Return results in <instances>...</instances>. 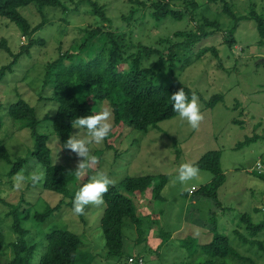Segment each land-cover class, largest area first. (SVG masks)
<instances>
[{
	"label": "rangeland",
	"instance_id": "obj_1",
	"mask_svg": "<svg viewBox=\"0 0 264 264\" xmlns=\"http://www.w3.org/2000/svg\"><path fill=\"white\" fill-rule=\"evenodd\" d=\"M62 2L60 6H46L42 10L34 4L21 8V12L33 25H38L43 17L48 20L35 37L44 39L45 43L31 47L30 54L24 53L13 63V55L0 47V66L13 63V71L8 72L0 82V102L3 104L0 108L3 121L0 139L13 158L29 157L22 170L11 176L9 172L12 165L0 159V234H4L8 244L0 256V264L11 263V243L18 237L12 228V211L17 212V217H24L30 211L31 217L22 219V224L29 230L27 239L38 243L30 264H40L46 251L45 238L48 233L63 228L81 236L82 264L119 263L118 259L107 257V249L104 247L101 218L105 211V201L101 205H88L84 214L77 215L67 203L70 197L44 189L42 180L35 184L25 180L19 188L14 187L15 176L22 174L29 177L33 173H43L44 167L31 155L35 145L31 129L14 120L8 113V107L18 99L25 98L38 107L41 116L49 108H53L52 103L40 98L47 65L68 49L76 47L82 41L85 27L97 25L99 17L94 12L93 2L104 7L112 21L110 26L126 35L129 51H138L140 44L163 49L161 38H174L177 31L198 29L196 27L199 20L196 18L200 17L199 13L218 19L223 29L204 38L194 47V51L198 52L206 45L215 46L219 50V58L210 51L201 59L192 61L185 70L177 62L172 68L173 75L167 64L156 68L157 72L163 75L168 72L170 76L166 74L167 77L179 79L199 93L198 102L204 117L199 128L193 130L177 116L160 122V129L152 128L144 133L129 126L116 127L111 114L112 131L109 140L114 148L109 147L106 140L99 145H91L96 161L89 163L85 175L79 177L76 184L82 186L99 171L111 177L114 181L112 185L118 184L128 175H168L167 184L162 191L164 200L151 198L159 178L144 193L146 196L139 199V213L149 215L144 218L145 222H155L153 228L147 230L148 234L147 231L144 233L143 238L147 242H136L138 231L136 232L129 219L125 220V253L142 256L144 264H180V261L189 260L197 263L206 259L205 255L198 252L203 248L202 244L213 239L214 232L210 231L207 224H203L204 221L217 222L218 232L227 234L240 253L256 264H264V251L260 250L259 245L245 243L235 233V230H239L247 238L264 242V230L252 237L246 224L241 221L244 213H249L255 223L264 220V178L253 171L256 162L264 160V39L255 20L243 19L237 23L233 32L237 43L231 47L225 42V34L234 26V20L224 13L221 4H206V0H197L200 8L194 18L188 14L183 19L168 18L159 24L150 17L148 7L135 3V0ZM232 2L233 10L238 16L248 15L254 10L264 11V0ZM173 3L175 8L185 10V0H173ZM134 7L138 10L132 13ZM104 24L107 25L108 22ZM4 38L14 53L21 52L22 46L30 43L29 37H25L14 22L0 16V41ZM215 94H223L224 99L215 107H207L206 102ZM101 107L110 111L105 103L98 107V113ZM78 131L76 129L74 134ZM39 132L49 136L55 163L77 168L81 158L67 155L63 151L60 137L56 135L50 121L41 123ZM252 136H255V140L244 143L247 137ZM241 143L244 144L239 146ZM212 150L222 152L221 163L226 173V181L219 190L222 208L213 200L202 199L197 203L192 200V193L196 189L213 180L211 171L199 169V175L187 184L176 180L181 164H194ZM193 186L196 187L195 190L192 189ZM74 193L75 190L73 196ZM187 193L191 194L187 196ZM62 199L65 201L60 209L45 221L34 219L36 212L55 206ZM167 232L172 234V238L161 248V253L159 251L160 257L156 256L152 249L164 242L161 237Z\"/></svg>",
	"mask_w": 264,
	"mask_h": 264
},
{
	"label": "trees",
	"instance_id": "obj_2",
	"mask_svg": "<svg viewBox=\"0 0 264 264\" xmlns=\"http://www.w3.org/2000/svg\"><path fill=\"white\" fill-rule=\"evenodd\" d=\"M148 1H150L149 6ZM148 1L135 0V3L148 7L150 17L156 24L168 18L183 19L188 14L194 18L198 15L200 8L197 0H185V10L175 8L173 0ZM206 2V4H221L224 13L234 20L235 24L232 26L231 32L228 31L225 34V42L231 47L237 43L233 32L237 23L243 19L255 20L260 35L264 39V11L254 10L248 15L238 16L233 10L232 0H206ZM62 3V0H0V16L14 22L22 34L30 39V43L22 46V51L17 53L11 49L6 38L0 41V47L15 58L13 63L24 53L30 54L31 47L45 43L44 39L35 37L48 20L43 17L38 25H33L29 18L21 12V8L34 4L42 10L46 6H60ZM93 5L94 12L99 17L97 25L85 27L82 41L47 65L44 88L40 93V98L52 103L53 108H49L44 116H41L38 107L25 98L18 99L8 107L9 115L23 127L32 131L35 145L31 155L44 167L42 187L61 193L67 198L70 197V201L67 203L72 208L73 192L79 188L76 184L79 181L78 177L71 173L76 169L54 162L49 146V136L39 132L40 124L50 121L56 135L60 137L62 145L70 135L74 134L76 128L73 126H75L77 118L97 114L98 107L106 103L113 115L114 124L118 128L129 126L144 133L152 128L160 129V122L178 116L172 109L170 95L182 88L189 99L193 95L198 96L199 93L181 80L167 77L168 72L166 73L168 75L157 72L156 68L167 64L169 72L173 75L172 68L177 62L185 70L192 64V61L201 59L210 51L216 58H219V50L215 46L206 45L201 47L198 52L194 51V47L204 38L223 29L218 19L199 13L200 17L196 18L199 20L196 27L198 29L177 31L174 38L170 36L161 38L160 42L164 44L163 49L140 44L141 48L138 51H129L126 35L119 29H113L110 26L112 21L103 6H98L96 2H93ZM137 10L138 8L134 7L132 13ZM105 22L108 24L105 25ZM129 42L134 44L132 40ZM152 59L155 61L152 62ZM13 63L0 66V82L8 72L13 71ZM223 99V94H215L206 102L207 107H215ZM2 106L3 104L0 102V108ZM2 127L3 121L0 117V132ZM110 134L105 140L109 147H113L109 140ZM254 138L255 136L247 137L244 143H249L250 140H255ZM63 151L67 155H76L68 149H63ZM28 158V156L13 158L5 143L0 139V159L12 165L10 176L18 174L27 163ZM221 158L220 150H212L194 163L199 169L209 170L214 175L210 183L192 193V200L195 203L202 199H209L221 208L223 207L219 199V190L226 181V173L222 168ZM261 161L264 162L262 159ZM253 171L264 178V175L256 171L255 167ZM156 178L159 180L153 189V196L150 197L164 200L162 191L167 184L168 175H159V177L128 175L118 184L111 185L104 196L106 206L101 218V228L105 237L104 247L107 249V257L118 259V264H144L145 262L140 255L125 253L124 225L125 220L129 219L134 224L136 232L138 231L136 242H147L146 238H143L144 233L149 228H153L155 222L152 220H149V223L145 222L144 218H148L149 215L139 213V199L146 196L144 193L152 186ZM197 192L198 195H196ZM190 194L187 193V196ZM64 201L62 199L55 206H48L44 211L36 212L33 216L34 219L45 221L60 209ZM29 212L25 213L24 217H17L16 211L10 213L14 218L12 228L18 235L17 240L11 243L13 257L10 264H30L38 248V243L27 239L29 230L22 224V219L31 217ZM241 217L243 218L241 221L246 224L245 226L252 237L264 230V220L255 223L249 213H244ZM198 218L194 219L198 220ZM199 220L201 219L199 218ZM196 222L199 223V221ZM144 223L147 224L144 226ZM203 224H207L210 231L214 232L213 239L202 244L203 248L198 252L205 255L206 259L197 263L191 260L180 261V264H256L254 260L240 253L232 245L227 234L218 232L217 222L204 221ZM235 233L241 237L242 241H246L245 243H255L259 245L260 250L264 251L263 241L247 238L239 230H235ZM161 238H164V242L162 241L163 243L157 247L151 248L159 257L161 248L172 238V234L167 232ZM45 239L46 251L40 264H82L80 248L83 246V241L80 235L63 228L48 233ZM7 245L4 234L1 233L0 256ZM130 258H133L132 263L129 262ZM172 264H176V262Z\"/></svg>",
	"mask_w": 264,
	"mask_h": 264
},
{
	"label": "clouds",
	"instance_id": "obj_3",
	"mask_svg": "<svg viewBox=\"0 0 264 264\" xmlns=\"http://www.w3.org/2000/svg\"><path fill=\"white\" fill-rule=\"evenodd\" d=\"M172 109L178 114L182 121H185L193 130L200 126L203 120V114L198 102V97L193 95L189 99L183 88L170 95ZM111 113L107 108L101 107L100 112L94 115H86L75 120L76 129L79 131L72 134L61 145L63 149L74 152L80 162L73 173L76 177L85 175L89 163H95L96 158L92 155L91 145L101 144L112 130L110 123ZM73 125V124H72ZM83 130V131H81ZM257 167H262L257 162ZM199 175V168L191 163H183L178 168L176 180L181 184L193 180ZM43 179V173H33L31 176L17 175L14 177V187L19 188L25 180H30L33 184ZM114 183L109 175L103 171L95 175L80 186L74 193L72 203L73 211L77 215L84 214L85 207L88 205H101L104 203V196L109 191V187ZM198 189H196L197 191Z\"/></svg>",
	"mask_w": 264,
	"mask_h": 264
},
{
	"label": "built area",
	"instance_id": "obj_4",
	"mask_svg": "<svg viewBox=\"0 0 264 264\" xmlns=\"http://www.w3.org/2000/svg\"><path fill=\"white\" fill-rule=\"evenodd\" d=\"M257 162H259L260 163V165L262 166V167H257ZM256 162V165H255V169H256V171H258L260 174H262V175H264V162L263 161H261V160H258ZM192 189H196V187L195 186H193V188ZM129 262L130 263H132L133 262V258H130V260H129Z\"/></svg>",
	"mask_w": 264,
	"mask_h": 264
}]
</instances>
